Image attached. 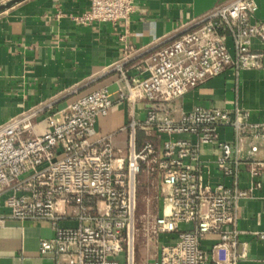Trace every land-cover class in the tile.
Listing matches in <instances>:
<instances>
[{"label":"built area","instance_id":"built-area-1","mask_svg":"<svg viewBox=\"0 0 264 264\" xmlns=\"http://www.w3.org/2000/svg\"><path fill=\"white\" fill-rule=\"evenodd\" d=\"M134 7V0H89L74 20L82 26L127 21ZM257 11L255 0L220 4L158 44L126 50L106 72L118 74L115 97L103 87L63 108L54 100L32 106L0 125V198L5 195L12 219L52 223L53 238L39 244L42 256L53 264H239L246 257L237 211L262 188L264 155H257L264 150V123L251 122L239 106L185 112L177 102L229 68H263ZM135 57L131 75L125 66ZM116 102L128 110L120 129L124 147L113 134L96 131ZM140 102L150 107L140 111ZM41 117L46 130L37 135ZM226 128L233 144L220 139ZM204 146L218 149L215 174L232 178L231 186L208 179ZM241 172L246 190L238 187ZM189 223L192 229H179ZM172 234L175 241H160ZM254 235L264 247V231ZM207 237L214 244L203 245Z\"/></svg>","mask_w":264,"mask_h":264},{"label":"crops","instance_id":"crops-1","mask_svg":"<svg viewBox=\"0 0 264 264\" xmlns=\"http://www.w3.org/2000/svg\"><path fill=\"white\" fill-rule=\"evenodd\" d=\"M9 0H0V4ZM230 0H134V12L127 21L92 23L82 26L75 17L85 13L89 0H24L0 14V125L22 111L47 101H56L57 108L107 87L113 97L117 90L118 74L106 73L119 62L126 50H142L158 44L179 27L191 24L214 7ZM258 6L256 20L264 23V0H255ZM227 35V33H224ZM231 48V40L226 37ZM261 50L258 41L252 45ZM125 68L131 75L137 72L130 65ZM185 112L194 107L233 110L235 106L247 111L251 122L264 123V65L259 70L233 68L220 76L189 91L178 102ZM138 109L150 106L140 102ZM128 120L125 103H114L107 116L99 118V135L113 134L114 144L124 147L126 133L120 131ZM42 117L36 125L37 135L45 132ZM221 141L233 144L230 129H220ZM181 137V136H180ZM182 138V137H181ZM187 138V136H185ZM243 154L247 147L242 143ZM200 157L206 165L212 183L233 184L232 178L215 174V146L201 148ZM264 155L261 149L258 157ZM261 189L253 190L250 198L238 205L237 227L243 233L241 241L247 245L246 257L239 264H264V247L254 233L264 231V178ZM240 189L249 188L245 172L238 180ZM0 198V264H53L50 255L39 253V244L54 236L49 221H19L9 217ZM63 226L73 225L62 222ZM192 223L181 224L179 229H192ZM176 240L175 235H163L162 243ZM215 237L202 241L211 246Z\"/></svg>","mask_w":264,"mask_h":264},{"label":"water","instance_id":"water-1","mask_svg":"<svg viewBox=\"0 0 264 264\" xmlns=\"http://www.w3.org/2000/svg\"><path fill=\"white\" fill-rule=\"evenodd\" d=\"M24 0H9V1H6L4 3H1L0 4V14L7 11L9 8L13 7L14 5L22 2ZM151 107H154L151 105Z\"/></svg>","mask_w":264,"mask_h":264}]
</instances>
